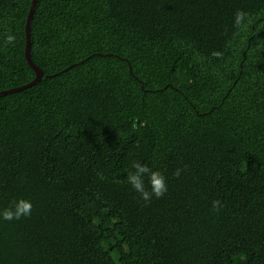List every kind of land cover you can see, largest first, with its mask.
Listing matches in <instances>:
<instances>
[{"label":"trees","instance_id":"obj_1","mask_svg":"<svg viewBox=\"0 0 264 264\" xmlns=\"http://www.w3.org/2000/svg\"><path fill=\"white\" fill-rule=\"evenodd\" d=\"M31 4L0 0V92L35 78ZM237 9L256 18L248 44L229 43ZM262 13L264 0H36L43 76L0 95V208L33 211L0 222V264H264ZM134 159L165 175V196L146 204L124 183Z\"/></svg>","mask_w":264,"mask_h":264},{"label":"clouds","instance_id":"obj_2","mask_svg":"<svg viewBox=\"0 0 264 264\" xmlns=\"http://www.w3.org/2000/svg\"><path fill=\"white\" fill-rule=\"evenodd\" d=\"M261 15H264L262 13ZM256 24V18L249 12L243 9H237L232 16V34L229 40L230 44H248L249 37L252 36L250 29ZM260 29H264V23L260 24ZM16 37L8 34L4 38V43L13 45ZM252 53L264 52V40H257L255 46H251ZM211 56L220 59L223 56L221 51H213ZM204 57H198L199 62H203ZM185 171L184 168H176L173 176L181 177ZM124 183H126L131 190L138 194L140 200L146 204L153 198L160 199L168 192V183L165 175L149 163H144L140 159L131 161L129 169L127 170ZM223 205L219 200L211 202V211L218 213ZM33 203L29 199L17 198L10 201L8 207L0 208V222L19 221L22 218H27L32 215Z\"/></svg>","mask_w":264,"mask_h":264},{"label":"water","instance_id":"obj_3","mask_svg":"<svg viewBox=\"0 0 264 264\" xmlns=\"http://www.w3.org/2000/svg\"><path fill=\"white\" fill-rule=\"evenodd\" d=\"M35 7H36V0H32V4H31V7L29 9V12H28V15H27L26 24H25V31H26L25 57H26V60H27V62L29 64V66L32 67V69H34V71H35V78L30 83H28V84H26L24 86H21V87H18V88L9 89V90H6V91H2V92H0V95H4V94L10 93V92H13V91H16V90H21L23 88L31 86V85L35 84L37 81H39L42 78V76H43L42 71L33 64L32 60H31V56H30V34H29V32H30V21H31V19L33 17V13H34Z\"/></svg>","mask_w":264,"mask_h":264},{"label":"rangeland","instance_id":"obj_4","mask_svg":"<svg viewBox=\"0 0 264 264\" xmlns=\"http://www.w3.org/2000/svg\"><path fill=\"white\" fill-rule=\"evenodd\" d=\"M133 243H134L133 241H128V244L131 245L132 248L134 247V246L132 245Z\"/></svg>","mask_w":264,"mask_h":264}]
</instances>
